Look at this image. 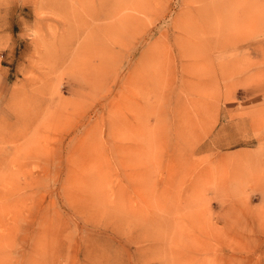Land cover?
I'll return each mask as SVG.
<instances>
[{
	"label": "rangeland",
	"instance_id": "obj_1",
	"mask_svg": "<svg viewBox=\"0 0 264 264\" xmlns=\"http://www.w3.org/2000/svg\"><path fill=\"white\" fill-rule=\"evenodd\" d=\"M0 264H264V0H0Z\"/></svg>",
	"mask_w": 264,
	"mask_h": 264
}]
</instances>
